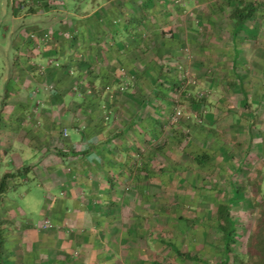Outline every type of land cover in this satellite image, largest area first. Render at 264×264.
<instances>
[{"label": "crops", "instance_id": "obj_1", "mask_svg": "<svg viewBox=\"0 0 264 264\" xmlns=\"http://www.w3.org/2000/svg\"><path fill=\"white\" fill-rule=\"evenodd\" d=\"M26 1L28 8L12 10L11 38L0 48V264L182 261L180 239L197 236L196 227L179 224L182 210H192L184 202L197 194L182 190L183 183L203 189L205 175L212 172L214 182L228 184L225 197L245 198L254 163L242 159L264 153V0H226L218 6L210 1L202 15L199 3L172 11L176 4L136 0L123 11L106 0L76 14L58 0H47L51 9L46 0ZM145 5L147 10H141ZM244 7L251 13L245 21L243 13L240 24L235 11ZM126 11L134 13L124 24ZM187 43L192 54L187 67L210 97L185 105L191 121L158 146L162 169L135 178L132 188L144 200L117 203L119 183L129 175L115 172L113 165L124 163L136 148L142 152L143 133L157 132L163 115L155 114L156 122L146 110L138 111L118 129L137 140L129 147L116 144L113 122L121 111L116 104L113 108V85H131L133 75L143 79L136 68L149 74L153 55L162 56L154 59L157 66L187 60L181 54ZM162 74L156 84L169 81ZM148 79L153 85V77ZM142 96L153 104L154 96ZM187 134L190 144L182 149ZM177 146L178 154L171 151ZM203 168L209 170L200 174ZM26 185L42 189L43 195L20 190ZM167 188L180 202L164 211L166 205L150 200L159 202ZM32 211L41 215L37 222L26 219ZM45 220L50 226L43 229ZM151 243L166 257L153 261Z\"/></svg>", "mask_w": 264, "mask_h": 264}, {"label": "rangeland", "instance_id": "obj_2", "mask_svg": "<svg viewBox=\"0 0 264 264\" xmlns=\"http://www.w3.org/2000/svg\"><path fill=\"white\" fill-rule=\"evenodd\" d=\"M58 1H61V3L64 6H66V8H68L71 12H75L77 14L82 9L88 8V10H90L91 8L96 7L97 3L106 0H58ZM134 1L136 0H113V4L115 3L114 5H116V7L118 8H123L124 11L125 10L124 7H126L129 2H134ZM150 1L154 3L164 2L165 5L167 4L169 5L171 3L176 4L177 6L171 8L172 11L177 10L178 8L195 7L196 4L199 3L201 5L200 14L202 15V14H206V12L208 11L209 9L208 4L213 3V5H217V6L223 5V3L226 0H202V1L201 0H150ZM240 1L243 2V0ZM26 3H27L26 0H0V48L3 49L6 48L11 38L10 33L12 30V24H11L12 10L14 9L15 11L16 10L19 11L21 9H26L28 8ZM262 3L264 4V1ZM45 5L46 8L51 9V5H49L47 0L45 2ZM148 6L149 5L147 6L145 5L140 8H142L141 10L144 11L147 10ZM39 8H43V5H41ZM133 13L130 11H126L124 13L123 17H121L122 21H124V24L129 18V14H133ZM137 13L140 12L137 11ZM121 19H119L120 22ZM141 25L142 27L140 26L139 29L141 30V32H143L145 31L144 30L145 23H141ZM181 54H183V57H185V59L187 60H181V63L178 64H172V63L169 64V62H166V60L163 61V63H161L160 61L158 62V64L162 68H159V66H157L155 62L156 60H160L162 56L159 57L157 55H153L151 61L152 63L154 62V68L149 70L150 72L149 74H146L148 73V70L144 68L143 69L141 67L136 68L137 69L136 74L137 73H138L137 75L143 74L144 75L143 79H141L142 78L141 76H139L140 78L139 79L137 78L136 75H133L132 84L134 85L132 84L126 85L125 83H122L119 86L113 85V108H114V104H116L121 111V115L117 118L115 122H113L114 131H118V129L121 130L122 128L121 126L126 125V123H128L131 120V117L139 113L138 111L141 110L142 111L146 110L147 114H150L149 115L150 120L154 119L156 122L158 120H156L154 115L157 113H160L161 116L163 115L160 121L158 122L157 132L156 130H153L151 132L146 131L143 133L145 138L144 144H142L143 151L141 152L139 148H136L135 151L138 153V155L136 152L134 153L132 151L130 155L132 159L130 156L126 155L128 158L126 157L124 163L121 161L119 162L120 165L119 163L113 165V169H115V172H117V170L119 169L120 171L119 170L118 171L121 173V175L122 174L129 175V179L127 178L124 182L119 183L120 190L117 189L116 193H118V195L120 196L117 199V203L123 202L125 204L128 202L129 203L128 205L131 206L132 205L131 200L134 201L135 205H139L141 201L144 200L140 196H138L137 192H135L137 190L132 188V185H135L136 181H138V179L135 178L141 175L143 172H145L146 174H154L159 172L160 169H162L160 168V166L162 165L161 163H163L161 162V158L162 156H164V154L161 151V148L164 147L163 142L165 144L166 142H168L167 140H170V138L172 139L173 132L176 131V128L179 129V126L182 123L186 122L187 124L188 121H191V115L189 114V112L191 111L189 109L188 112V109L185 107V105L191 102L193 100L192 98H195V101L196 100L199 101L197 97H200L202 94L204 95L208 94V96L210 97L211 91L208 89V87L203 85L202 83L200 85V82L199 80H197V77L194 74V72L189 70L187 67L188 62L192 59V54L190 53V47L188 46V43L182 48ZM1 63L2 62L0 60V65ZM55 64L56 63H54V65ZM175 67L176 69H174ZM162 72H165V74L168 75L167 78L169 81L166 84L165 83L156 84L157 81L156 79L159 78L160 76H163ZM166 72L169 74H167ZM185 73H188L189 78L184 77ZM181 75L184 78H182ZM148 77L150 79L151 77H153V81H152L153 85H149L147 83L149 81ZM174 79L177 81V84L171 86V83L173 82ZM190 79H192V81ZM142 95L151 98H153L154 96L155 99L157 100L153 98L154 99L153 104L149 102L147 103L142 98L143 97ZM177 106L180 110L181 116L178 118L177 122L173 123L171 119L174 117L175 108ZM102 118L105 119V115ZM105 121L107 120L105 119ZM185 127L188 129L187 126ZM185 129H183L184 134L187 131ZM121 134H123L122 131H118L116 135H114L116 137V139L114 140L116 144L119 143L123 145L125 143L124 145L125 146L128 145L129 147L130 144H133V142L137 140V138L135 139L134 134H132L131 132L129 134L130 136L126 138L124 137V135ZM184 138L187 144L182 145L181 146L182 149L188 147V145L190 144L188 142L189 134H187L185 137L182 136V139ZM229 140L230 139H228L227 142H229ZM141 142L142 141H139L137 144L141 145ZM160 144H162V147ZM159 145L161 147L160 149L158 147ZM178 147L179 146H177L175 149L172 148L171 151L178 154V152L180 151ZM209 151H213V150L210 149ZM241 152L244 153L243 150ZM140 154H144V156L143 157L141 156L142 157L141 158ZM250 154L242 159V161L243 160L246 162L252 161L254 163V165L251 166L254 167V169L252 170L251 172L252 175L250 176L251 179L253 180L246 182L248 192L245 195V198H237L235 196H233L232 198H227V196L225 197V192L228 190L227 189L228 184L223 182L221 183L214 182V176L211 174L212 172H208L209 168L208 170L203 168L206 170V172H200V174L208 172L205 175L207 179L205 180L204 183H201L204 186L203 189L201 188L199 189L197 187L195 188L191 184H189V182L183 183L182 190L185 191V190H189L190 188L196 189L197 194L195 195L194 192H192L191 198L185 201L186 204L184 202L183 206L188 205V207L192 208V210L190 209L182 210V213L180 215L182 222L179 221V224L183 223L184 225L185 222L190 223L191 226L196 227L197 230H195V233L197 234V236L193 241H191V239H189L187 236H182V238L180 239L181 243L179 245V251H181L180 253H182L181 257L183 258V260L180 262L177 261L174 262L173 260L170 261L168 258H166V261H164L165 263L221 264L227 259L228 260L227 264H264V178H263L264 153L262 155H257V153L254 154V152H251ZM133 157L138 158L139 160L138 159L135 160L133 159ZM165 157L167 156L165 155ZM126 162H128L129 164L125 166L124 164ZM184 180L187 181L186 179ZM232 183L237 184L235 182ZM169 184L170 183H168V185ZM171 184L172 185L169 186L166 185V186L171 188L174 185L173 183ZM205 186L207 188H205ZM169 188H167V192L169 191L168 193L166 194L159 193L160 195H162L161 197L157 198L159 202L150 200L151 204L158 203V204L166 205L165 209L163 210L167 211L173 207V204H176L175 201L180 202V198L173 201V199L170 197L172 191ZM26 189L32 190L34 193L36 191H40L43 195L42 189L40 190L39 188H35L29 185L20 188V190H26ZM252 190H258V192ZM132 193H136V196L130 197ZM126 194L127 197L124 196ZM147 201L145 202L146 207L149 203ZM16 203L19 206L23 207L21 202L16 201ZM229 203L231 204V207L228 209V212L230 218L235 224V230L232 235L234 242L226 246L224 242L223 234L220 233L219 230L217 229L218 218L216 215V209L221 204L222 205L225 204L228 206ZM148 215H150V213ZM40 216L41 215L38 211L37 212L32 211L27 213L26 219H33L35 222H37ZM19 222L24 223L25 221L24 219H20ZM171 224L172 222L170 221L165 225H171ZM164 238L167 239V235ZM226 247L229 250L228 255H226V253L224 252V248ZM150 249H151L150 250L151 254L148 256L152 258L153 261L158 262L157 258L160 256H162V258L166 257L163 255V253H161L162 252L161 250H158L159 246H154V244L151 243ZM192 256H195V258L189 259V257Z\"/></svg>", "mask_w": 264, "mask_h": 264}, {"label": "trees", "instance_id": "obj_3", "mask_svg": "<svg viewBox=\"0 0 264 264\" xmlns=\"http://www.w3.org/2000/svg\"><path fill=\"white\" fill-rule=\"evenodd\" d=\"M244 14V17H242V14ZM251 13V10L248 8V7H244L243 10L241 9H238L237 11H235V14L236 16H239V17H235V20L239 19V18H244L243 21L249 19V14ZM239 23L242 24L243 21H241L239 19ZM6 177L5 176L1 182V186L4 185L5 183V180H6ZM228 206L227 205H219L216 209V215H217V218H218V221H217V229L219 230L220 233L223 234V237H224V242H225V245L228 246L230 243L234 242L233 241V232H234V223L232 221V219L230 218V215H229V212H228ZM224 252L226 253V255L229 254V250L226 248H224ZM228 263V260L226 259L223 263L221 264H227Z\"/></svg>", "mask_w": 264, "mask_h": 264}, {"label": "built area", "instance_id": "obj_4", "mask_svg": "<svg viewBox=\"0 0 264 264\" xmlns=\"http://www.w3.org/2000/svg\"><path fill=\"white\" fill-rule=\"evenodd\" d=\"M182 76V75H181ZM184 77L186 78H189L188 77V73H185V75H184ZM183 76H182V78H184ZM189 80V79H188ZM191 81H192V79H190ZM193 84H194V82H193ZM108 88L109 87H106V89L105 90H108ZM201 98L202 97H205V95L204 94H202L201 96H200ZM106 116V115H105ZM181 116V113H180V110H179V108H178V106L175 108V114H174V117L171 119V121L173 122V123H175V122H177V120H178V118ZM63 136L64 137H66V133L64 132L63 133ZM50 226V222L48 221V220H45L44 221V224H43V226H41V228H43V229H46L47 227H49Z\"/></svg>", "mask_w": 264, "mask_h": 264}, {"label": "clouds", "instance_id": "obj_5", "mask_svg": "<svg viewBox=\"0 0 264 264\" xmlns=\"http://www.w3.org/2000/svg\"><path fill=\"white\" fill-rule=\"evenodd\" d=\"M106 89V88H105ZM92 93L91 91H88V94ZM208 95V94H207ZM207 95H205V97H197L198 99L202 100V99H206L207 98Z\"/></svg>", "mask_w": 264, "mask_h": 264}]
</instances>
